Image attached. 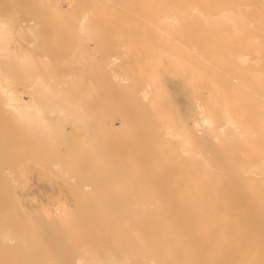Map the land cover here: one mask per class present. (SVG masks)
I'll use <instances>...</instances> for the list:
<instances>
[{
	"label": "bare ground",
	"instance_id": "bare-ground-1",
	"mask_svg": "<svg viewBox=\"0 0 264 264\" xmlns=\"http://www.w3.org/2000/svg\"><path fill=\"white\" fill-rule=\"evenodd\" d=\"M63 1L0 0V264H264V0ZM26 146L97 199L41 247L1 205Z\"/></svg>",
	"mask_w": 264,
	"mask_h": 264
},
{
	"label": "rangeland",
	"instance_id": "rangeland-1",
	"mask_svg": "<svg viewBox=\"0 0 264 264\" xmlns=\"http://www.w3.org/2000/svg\"><path fill=\"white\" fill-rule=\"evenodd\" d=\"M51 2L52 3L55 2L56 5H58L59 7L69 11V13H70V11H73L72 9L70 10V8H68V4L65 3L63 0H51ZM73 13L74 14H72V17L73 16L75 17V20L74 19L73 20L76 22L77 19L81 18L82 12L79 8H77V9H75V11H73ZM66 15L70 16V14H66ZM64 20L68 21V23L72 22V20H71V22H69V19H67V18ZM61 22H63V21H61ZM56 23L57 22H55V24ZM49 24L51 25L50 28H52V26L54 25V22L53 23L50 22ZM72 24H74V22ZM72 24H71V26H72ZM60 25H61V23H60ZM75 27H76V24H75ZM67 29H69V28H67ZM71 29L73 30L71 32L75 34V32H74L75 28L71 27ZM64 31L66 32V29H64ZM66 33H69V32H66ZM66 33H65V36H66ZM48 34L50 35L51 32ZM62 35H64V34H62ZM36 36H38V35H36ZM55 37H57V35ZM67 37H68V35H67ZM53 38H52V40H53ZM70 38L76 39L75 35H73V37H70ZM29 39H31V38H29ZM32 39L34 41H37L40 39L39 42L42 41V43H43V41H44L46 43L49 40V36H48V38H46L48 40H45V37H39V39L37 37L36 38L34 37ZM27 40H28V38H27ZM61 40H65V39L61 38ZM67 40H66V42L71 44L70 41H72V40H69V42ZM57 41L60 42V40H58V38H57ZM50 42H49V45L53 44L52 42L51 43ZM72 42L77 43V40H73ZM61 43H63V42H60V45H61ZM93 44H95V42ZM45 45L47 46L48 44L46 43ZM55 45L59 46V44H57V43H55ZM62 46H65V45L62 44ZM51 47H52V45H51ZM56 48H58V47H56ZM59 48H63V47H59ZM51 50L52 49H50V51ZM70 50H71V48H70ZM92 50H94L93 52H96L95 49H92ZM54 51H57V52L52 53L53 54L52 57L50 56L52 54H50V53H49L50 55L47 54L49 56L48 60H50V57L52 58V60H50L51 62H53V60H54V64H52L49 61L50 63L48 62L49 64L48 63L46 64L47 67L50 69V68H53L54 65H56L55 68L50 69L51 72H55V71H53L54 69H56V70L58 69L57 72H59V70H62L59 68H62V67L63 68L66 67V70H67V71L64 70L65 71V72H63L64 74L66 72L73 74L72 69H76L77 72L80 70L79 69L80 67L77 64V62H75L76 65L73 62L75 60V59H73L74 56L73 55H71V57L69 56L70 53L71 54H74V53H72L70 51L68 53L69 55H67L66 51H61V49L60 50H54ZM86 51H88V47L86 48ZM116 51H117V47H116ZM92 56H93V53H92ZM76 57H77V55H76ZM65 58L67 60H70V61H67ZM39 59H42V58H39ZM58 59H61V62H62V60H64L63 63H60V61L56 62V61H58ZM38 63L40 64L41 61ZM40 65H42V63ZM70 67H72V68H70ZM77 69H79V70H77ZM74 73H76V72L74 71ZM54 74L55 73H53V74L51 73V75H53V76H54ZM64 74L63 75L61 74L60 77L68 75V74H65V75ZM54 77H56V76H54ZM170 84L173 88L177 87L175 82H172ZM19 88L20 87H18V89ZM23 96H24V98H27V96L25 94H23ZM182 98H183L182 96L178 97L179 104H184V99H182ZM47 152L48 151H47L46 147L37 148L34 146L22 147L21 150H19V152L17 154V160H18L17 161V164H18L17 167L20 166L19 168H21L19 174L21 173V175H23V180H21L20 184L18 183L17 188H16L18 198L17 199L8 198V200H5V201L1 200L3 202H7L6 206L4 205V203H1V205H3L5 207V210L10 211L16 217V219L18 221V226L20 228L18 234L21 236H28V237L30 236V238L33 239L34 242L37 239L38 243H39L38 246H40V247L44 243H47V241L43 239V235L52 226V223L54 222L53 221L54 218H58L57 220H59V221L63 220L62 223L59 224L62 229H65L66 227H74L76 229H80L82 227L81 225H82L83 219L86 217V215L91 214V211H93V209H94V203L97 201V199L95 197L86 196V195H82L81 197H77L75 195L70 196V194L67 191L63 181L59 177L54 175L49 170V168L45 166L46 163L51 162L53 160V157L50 156L51 154L47 155ZM60 152H63V153H60ZM60 152H59L60 154L65 155V153L66 154L67 153H79L81 151H79L77 149L73 150V149L64 148ZM5 170L8 172L9 169L8 170L5 169ZM19 181H20V179H19ZM64 209H66V212L63 211ZM67 211L76 212L78 215L77 221H74L75 223L73 225L69 221H73L75 218L73 220H71L69 218V216H67ZM99 238H100L101 242H103L105 240L103 235H100ZM73 253L77 254V252H73Z\"/></svg>",
	"mask_w": 264,
	"mask_h": 264
}]
</instances>
